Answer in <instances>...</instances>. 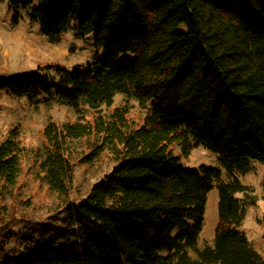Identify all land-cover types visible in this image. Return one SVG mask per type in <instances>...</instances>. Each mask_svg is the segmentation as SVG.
<instances>
[{"label": "trees", "instance_id": "trees-1", "mask_svg": "<svg viewBox=\"0 0 264 264\" xmlns=\"http://www.w3.org/2000/svg\"><path fill=\"white\" fill-rule=\"evenodd\" d=\"M8 4L50 43L73 30L78 39L93 34L106 51L84 69L0 75V93L75 115L46 121V154L33 153L41 179L68 197L77 164L106 152L113 165L81 199L35 219L21 211L26 146L16 127L0 129V264H264L238 231L258 202L240 177L253 161L264 163V0ZM126 52L132 58L119 61ZM116 94L151 102L138 127L125 107L103 112ZM195 146L215 154L218 165L185 168L174 149L187 154ZM214 181L219 225L213 244L199 247ZM261 187L264 198V177ZM258 222L264 225V213Z\"/></svg>", "mask_w": 264, "mask_h": 264}, {"label": "rangeland", "instance_id": "rangeland-1", "mask_svg": "<svg viewBox=\"0 0 264 264\" xmlns=\"http://www.w3.org/2000/svg\"><path fill=\"white\" fill-rule=\"evenodd\" d=\"M24 13L25 11L19 8L10 7L8 0H0V75L4 77L20 72L34 71L38 67L49 69L55 65L50 61H43L45 55L42 56L43 60L40 58L41 55L26 56L25 47L18 41L11 40V29L17 26L14 21L17 15L22 18L21 25L24 24L28 27L34 23L26 19ZM60 38L64 40L72 38L74 40L73 30L62 32ZM81 43L85 47V51L78 50L72 53L64 66L66 70L84 69L89 61L101 59L106 54L102 47L94 46L93 34L91 33L85 35ZM132 56L133 53L131 52L121 53L118 60H129ZM150 106L151 102L141 103L136 98L116 94L110 107L103 106V112L109 115L112 108L125 107L126 115L138 127L142 118L149 112ZM49 118L57 121H73L75 115L64 105H54L48 110L44 104H41L37 109H34L27 104L26 97L14 98L6 93H0V129L6 132L16 127L20 139L27 149V153L22 155L20 159L21 171L18 184L21 187V199L26 203H24L25 206L21 208V211L35 219L43 218L61 202L81 199L91 185L105 173H108L113 165L108 154L104 152L92 164L76 165L75 178L68 197L52 192L46 182L41 179L42 173L33 157L35 150L37 153L39 152L40 159L44 158L46 154L42 129ZM174 151L181 156L185 168L197 169L203 163L211 166L218 165L216 155L200 146H195L187 154L179 147H176ZM263 177L264 163L257 161L252 162L249 173L240 177L243 184L249 185L253 189L254 194L258 197V202L255 206L247 207L244 220L238 231L245 234L254 243L256 249L264 255V225L258 222V218L262 217L264 213V198L261 187ZM221 180H227L224 172H222ZM217 183L214 181L213 188L208 193L203 230L198 241L199 247L213 244L214 234L219 225Z\"/></svg>", "mask_w": 264, "mask_h": 264}, {"label": "crops", "instance_id": "crops-1", "mask_svg": "<svg viewBox=\"0 0 264 264\" xmlns=\"http://www.w3.org/2000/svg\"><path fill=\"white\" fill-rule=\"evenodd\" d=\"M20 18L16 23L17 26H14L11 29V40H16L23 45L26 49V56L28 57L41 55L40 58L42 59V56L45 55V59H42L43 61H50L55 64L49 68L50 71H53L56 67L65 66L67 64V59L75 51H85V47L81 43L82 39L75 37L74 40H72V38L64 40L60 38L59 43H50L44 36L39 34L36 23H33L32 26L30 25L26 27L24 24H20V21L22 20V18ZM38 61H40V59H38Z\"/></svg>", "mask_w": 264, "mask_h": 264}]
</instances>
